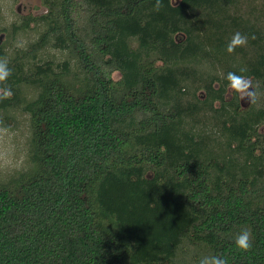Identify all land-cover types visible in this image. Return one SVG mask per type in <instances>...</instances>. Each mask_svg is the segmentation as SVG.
I'll use <instances>...</instances> for the list:
<instances>
[{"label": "trees", "instance_id": "trees-1", "mask_svg": "<svg viewBox=\"0 0 264 264\" xmlns=\"http://www.w3.org/2000/svg\"><path fill=\"white\" fill-rule=\"evenodd\" d=\"M40 3L0 28V124L29 127L28 169L0 183V264H264V0Z\"/></svg>", "mask_w": 264, "mask_h": 264}, {"label": "rangeland", "instance_id": "rangeland-1", "mask_svg": "<svg viewBox=\"0 0 264 264\" xmlns=\"http://www.w3.org/2000/svg\"><path fill=\"white\" fill-rule=\"evenodd\" d=\"M43 12L44 8L40 0H0V28L8 26L18 16H36ZM32 27L18 37L14 44L18 47H26L29 42L35 40L37 32ZM114 78L119 79V76L115 74ZM16 120L18 121L16 126L12 121L8 123L3 121V124H0V183L18 172L26 171L29 167L27 164L29 137L27 116L16 114Z\"/></svg>", "mask_w": 264, "mask_h": 264}, {"label": "clouds", "instance_id": "clouds-1", "mask_svg": "<svg viewBox=\"0 0 264 264\" xmlns=\"http://www.w3.org/2000/svg\"><path fill=\"white\" fill-rule=\"evenodd\" d=\"M163 6V0H155L153 8L159 12ZM255 39L253 35L251 37ZM249 36L239 31L235 32L226 45V51L232 54L237 48L244 47L248 44ZM246 69L241 68L240 72H244ZM12 75V69L9 67V61L6 58L0 57V102L9 100L13 97L14 93L11 87L6 86L8 78ZM228 82V88L236 93L241 101L248 103H255L257 92L256 86L252 80L244 75L237 74L236 72H228L226 75ZM235 247L243 252H248L253 247V235L250 229L243 228L234 239ZM198 264H228L227 258L222 254H210L205 255L199 259Z\"/></svg>", "mask_w": 264, "mask_h": 264}, {"label": "water", "instance_id": "water-1", "mask_svg": "<svg viewBox=\"0 0 264 264\" xmlns=\"http://www.w3.org/2000/svg\"><path fill=\"white\" fill-rule=\"evenodd\" d=\"M4 40V35L3 34H1L0 35V45H1V43H2V41ZM248 103V102H247ZM250 103H248V104H245L243 101H241V99H240V105H241V107L242 108H246V107H248L247 105H249Z\"/></svg>", "mask_w": 264, "mask_h": 264}, {"label": "flooded vegetation", "instance_id": "flooded-vegetation-1", "mask_svg": "<svg viewBox=\"0 0 264 264\" xmlns=\"http://www.w3.org/2000/svg\"><path fill=\"white\" fill-rule=\"evenodd\" d=\"M1 34H3V35H4V33H0V35H1ZM4 39H5V35H4ZM3 41H4V40H3ZM3 41H2V43H3ZM2 43H1V44H2ZM0 46H1V45H0Z\"/></svg>", "mask_w": 264, "mask_h": 264}]
</instances>
